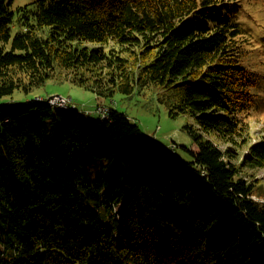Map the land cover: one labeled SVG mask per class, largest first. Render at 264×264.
Returning a JSON list of instances; mask_svg holds the SVG:
<instances>
[{
  "label": "trees",
  "instance_id": "trees-1",
  "mask_svg": "<svg viewBox=\"0 0 264 264\" xmlns=\"http://www.w3.org/2000/svg\"><path fill=\"white\" fill-rule=\"evenodd\" d=\"M12 3L0 0V264H264V199L243 175L264 166V137L235 161L263 74L261 3ZM50 80L104 98L149 89L197 148L158 145L111 106L94 120L47 95L7 99Z\"/></svg>",
  "mask_w": 264,
  "mask_h": 264
},
{
  "label": "rangeland",
  "instance_id": "rangeland-1",
  "mask_svg": "<svg viewBox=\"0 0 264 264\" xmlns=\"http://www.w3.org/2000/svg\"><path fill=\"white\" fill-rule=\"evenodd\" d=\"M34 0H13L12 8L15 10L20 5L30 4ZM261 5H257L258 19L264 24V0H255ZM263 30V28H261ZM259 55L256 60L260 61L258 67L257 76L260 75L262 69L263 74L260 75L256 86V97L254 107L250 110L249 117V136L246 143H244L236 157L235 161L241 164L244 158L249 154L250 145L253 142L264 137V43L261 44ZM37 94L42 95H63L70 97L74 103L82 110L91 109L94 110L96 106L104 105L110 109L109 106L119 109L125 112L129 118L138 123L145 133L150 137L157 140V144L161 146H171L173 148H179L180 146H186L188 149H196L197 144L193 139L184 132L183 125L186 121L184 115L173 118L170 117L165 105L159 103L153 96L149 89H144L141 93L126 96L121 93H117L112 98L98 97L93 91L85 89L82 86L72 84L70 82H56L50 80L45 86L35 89L31 93L27 94L20 90H17L12 97H8V100L12 98L16 100H28L33 99ZM89 118L98 120V114L89 111ZM210 135V134H209ZM218 144L221 148L228 147L225 140L220 139L218 135ZM97 166L100 162L96 161ZM243 175L249 179L255 186L253 196L257 200L264 199V166L251 168L243 167Z\"/></svg>",
  "mask_w": 264,
  "mask_h": 264
},
{
  "label": "built area",
  "instance_id": "built-area-1",
  "mask_svg": "<svg viewBox=\"0 0 264 264\" xmlns=\"http://www.w3.org/2000/svg\"><path fill=\"white\" fill-rule=\"evenodd\" d=\"M54 103H61V104L68 106V105H71L73 103V101L71 100V98H60V97H58V95H52V103L51 104H54ZM72 105H75V104H72ZM90 110L86 109V111H88V112ZM94 110H95L94 112H97L101 117H105V118L108 117L109 111H110V109L104 105L96 106V108Z\"/></svg>",
  "mask_w": 264,
  "mask_h": 264
},
{
  "label": "bare ground",
  "instance_id": "bare-ground-1",
  "mask_svg": "<svg viewBox=\"0 0 264 264\" xmlns=\"http://www.w3.org/2000/svg\"><path fill=\"white\" fill-rule=\"evenodd\" d=\"M54 95H58V94H54ZM58 97H60V98H68V97H65L63 95H58ZM39 99L40 100L45 99L49 104H51L52 103V94L51 95H47L44 98L43 97H39ZM51 105H56V106H59L61 108H68L70 106V105L66 106V105L61 104V103H54V104H51ZM73 106H75V105H73ZM86 113H88V111H86ZM101 118H105V117H101Z\"/></svg>",
  "mask_w": 264,
  "mask_h": 264
}]
</instances>
